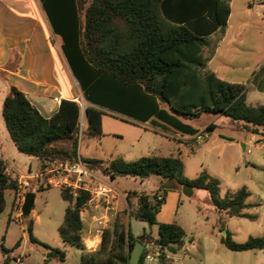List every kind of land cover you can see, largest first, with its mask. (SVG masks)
<instances>
[{
  "label": "trees",
  "instance_id": "obj_1",
  "mask_svg": "<svg viewBox=\"0 0 264 264\" xmlns=\"http://www.w3.org/2000/svg\"><path fill=\"white\" fill-rule=\"evenodd\" d=\"M40 1L90 104L85 111L87 136L104 135L106 111L135 122L169 126L190 137L200 132L192 122L204 114H213L228 118L238 126L237 131L257 136L264 142V105L248 104L245 85L227 82L209 68L214 56L210 36L226 28L232 0ZM2 116L18 152L37 158L42 167L47 162L74 161L80 155L82 110L75 100H63L55 114L45 117L24 92L11 85L3 101ZM216 129L217 125L211 124L205 132ZM195 150L191 148V155ZM82 160L90 170L112 180L157 177L160 186L153 194L146 190L129 192L127 207L115 215L104 230L100 245L92 251L86 248L85 222L81 215L90 194L81 191L73 196L70 190L61 189L68 206L59 233L66 244L82 249L80 264H130L138 240L154 241L162 251L161 262H166L165 251L183 245L186 232L175 222L158 224L157 214L168 190L182 193L185 185L207 192L210 206L218 214L216 228L221 234L220 242L226 248L235 252L264 249V234L238 243L224 221L233 217L253 218L244 213L253 206L247 202L249 190L242 187L223 197L220 180L207 170L188 179L180 154L145 156L135 161H127L122 156L82 157ZM6 169L0 159V216L6 207L7 190L13 191L12 204L20 208L26 193L45 190L31 189L27 182L20 185ZM128 218L150 227L158 224V237L147 232L133 235ZM33 227L31 219L26 230L30 241L36 242ZM45 246L53 256L65 261V250ZM20 247V241L12 249L2 245V264H10L19 256ZM143 261L144 254L140 264Z\"/></svg>",
  "mask_w": 264,
  "mask_h": 264
},
{
  "label": "rangeland",
  "instance_id": "obj_2",
  "mask_svg": "<svg viewBox=\"0 0 264 264\" xmlns=\"http://www.w3.org/2000/svg\"><path fill=\"white\" fill-rule=\"evenodd\" d=\"M238 1L240 2V0ZM261 6L253 13L248 12L246 17L248 22L257 23L259 26L263 25V21L256 22L260 14L264 16V3ZM235 15L239 16L237 8H235ZM247 32L250 41L257 44L256 50L252 53L255 56L259 53L261 41L262 46L264 44V28L262 34L254 28H249ZM57 41L60 42L59 38ZM223 53L216 59L214 67L223 65ZM205 54L208 55V50L205 51ZM8 86H10L9 83L0 74V111L1 98L4 97ZM74 91L75 101L79 103L82 110L81 127L83 132L79 151L83 158L109 159L112 156H123L129 161H135L145 156L180 154L185 163V175L188 179H194L202 171L207 170L220 180L223 197L242 187L249 190L250 196L247 202L253 206L245 209L244 213L253 218H224L227 229L236 242L243 243L252 237L263 236L264 142L260 141L257 136L237 131L238 126L230 122L228 118L204 114L200 119L192 122V125L199 129V135L194 137L182 135L181 137L184 139L176 140L172 137L176 133H181L169 126H166L167 129L154 127L157 131H145L141 123H133L106 112L104 116L107 123L104 135L100 138L90 137L85 133V111L90 104L85 100L78 82H75ZM0 121L4 127L3 120ZM211 124L217 125V129L206 133V128ZM4 131L0 130V134ZM191 141L194 142L191 145L188 144ZM192 147H195L196 150L191 155ZM5 158L13 166V170L18 173H28L30 167L33 173L39 170L38 161L18 152L14 146L6 149ZM30 181L26 182L31 185V189L44 188L45 190L34 192V205L28 217L21 216L22 207L12 204L13 191L5 192L6 207L0 216V264L4 259L2 245L12 249L19 241L21 247L18 252L23 255L28 264H80L82 249L66 244L59 233V226L64 220L65 210L68 206V202L62 198L61 189L45 182L36 185L34 181ZM113 184L120 191L146 190L151 194L156 193L160 186L157 177H152L150 180L117 178L113 180ZM183 195L178 202L175 191L168 190L166 201L157 214V223L175 222L182 226L186 232V243L184 242L173 251L166 250L167 261H160L158 264H264V249L235 252L220 242L221 234L216 228L218 214L210 206L206 191L197 190L196 194L190 198ZM97 204L98 201L94 200L88 206V212L81 214L85 225L88 221L94 224L98 223L96 219L106 214L102 211L103 205L97 207ZM10 217L12 220L9 221ZM16 217L19 219H14ZM31 219L34 221L33 235L36 242L30 241L26 230L27 222ZM112 220L113 217L111 222ZM111 222L109 223L111 224ZM127 223L133 235H141L144 232L153 235L158 233V224L150 227L134 218H128ZM87 232L88 230H85V244L88 250L91 243L87 241ZM45 245L65 250V261H60L57 255L53 256L52 251ZM15 253L16 251L13 254Z\"/></svg>",
  "mask_w": 264,
  "mask_h": 264
},
{
  "label": "crops",
  "instance_id": "obj_3",
  "mask_svg": "<svg viewBox=\"0 0 264 264\" xmlns=\"http://www.w3.org/2000/svg\"><path fill=\"white\" fill-rule=\"evenodd\" d=\"M263 3L264 0H240V2L232 0L231 15L226 28L218 30L210 36L211 45L214 46V56L209 61V68L219 78L227 82L245 85L247 103L252 106L264 105V44L262 46L261 41L259 53L253 56L252 53L256 50L257 44L255 45L253 41H250L247 31L249 28H254L262 34L264 16L260 14L256 19V22L263 21L262 26L251 21L248 22L246 17L249 11L253 13L255 9L261 8ZM235 8H237L239 16L235 15ZM58 38L52 31L40 0H0V74L3 75L10 86H16L24 92L45 117H51L55 114L63 100H75L74 86L77 80L61 50L62 41L59 38L60 42L58 43ZM222 52H224L223 65L214 67L213 64ZM5 91L4 97L1 98L0 120H3L2 122H4L2 116L3 101L9 88ZM55 97H59L61 102H56ZM106 112L133 123H140L111 111ZM106 123V117L103 116V133L106 131ZM141 124H143L145 131H157L156 128L167 129L162 124L156 126L153 124V126H150L151 123L149 122ZM0 130H5L4 133L0 134V159L6 164L7 173H18L13 170V166L5 158L6 149L10 146L15 147L8 134L5 122L4 127H2L0 121ZM182 135L176 133L172 138L176 140L184 139V137H181ZM180 142L184 143L183 141ZM115 157L117 156L110 158ZM31 158L38 161L40 167V161L37 158ZM30 169L31 167L28 173L22 172L19 174L28 175ZM101 178L102 186H105L108 190L107 196L95 197L90 204L94 200L98 201L96 206L103 205L102 211L109 212L111 218H114L118 212L127 207L128 194L132 191H120L113 184L112 179L103 175H101ZM196 192L197 190L194 189L193 194L195 195ZM175 193L179 202L183 193ZM97 224L88 221L85 225V230H88L87 241L91 243L88 251L95 250L102 241V237L95 235ZM152 236L157 238L158 233L157 235L152 234Z\"/></svg>",
  "mask_w": 264,
  "mask_h": 264
},
{
  "label": "built area",
  "instance_id": "obj_4",
  "mask_svg": "<svg viewBox=\"0 0 264 264\" xmlns=\"http://www.w3.org/2000/svg\"><path fill=\"white\" fill-rule=\"evenodd\" d=\"M54 100L58 103L61 102L59 97H55ZM7 174L18 181L20 185L26 183L27 180H31L34 181L36 185L45 182L53 187L68 189L73 196H77L81 191L88 192L90 194V200L88 204L82 208V215L88 212V206L91 205L90 203L95 197H105L108 193L106 187L101 184V174L90 170L83 162L81 155H79L76 160L70 162H47L43 167L40 164L37 172L33 173L30 171L28 175H22L19 173ZM24 194L25 189L23 188L22 195ZM159 199H162V196H160ZM96 220L98 224L95 235L102 237L104 230L109 226V222H111V215L107 212ZM144 244L145 250L143 252V264H158L161 261L162 251L160 247L151 240L146 241ZM10 264L28 263L24 260L23 255H19L13 259Z\"/></svg>",
  "mask_w": 264,
  "mask_h": 264
},
{
  "label": "water",
  "instance_id": "obj_5",
  "mask_svg": "<svg viewBox=\"0 0 264 264\" xmlns=\"http://www.w3.org/2000/svg\"><path fill=\"white\" fill-rule=\"evenodd\" d=\"M245 149V145L243 146ZM182 193L186 197H192L194 193V189L189 186L185 185L183 186ZM35 200V193L34 192H28L25 195L24 202L22 205V214L25 216H28L31 214L33 205ZM145 250V244L141 241H136V244L134 246V249L132 250L131 256H130V264H140L141 257L143 255V252Z\"/></svg>",
  "mask_w": 264,
  "mask_h": 264
}]
</instances>
